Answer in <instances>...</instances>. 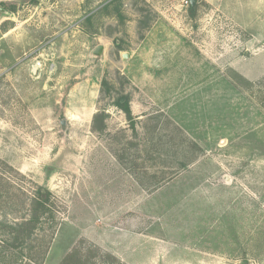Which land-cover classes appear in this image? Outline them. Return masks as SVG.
Returning a JSON list of instances; mask_svg holds the SVG:
<instances>
[{"label":"rangeland","instance_id":"obj_1","mask_svg":"<svg viewBox=\"0 0 264 264\" xmlns=\"http://www.w3.org/2000/svg\"><path fill=\"white\" fill-rule=\"evenodd\" d=\"M196 1L0 0V219L51 190L40 264H264V0Z\"/></svg>","mask_w":264,"mask_h":264},{"label":"trees","instance_id":"obj_2","mask_svg":"<svg viewBox=\"0 0 264 264\" xmlns=\"http://www.w3.org/2000/svg\"><path fill=\"white\" fill-rule=\"evenodd\" d=\"M195 8L190 6V13H195ZM104 86H109L107 80L103 81ZM118 106L126 115L129 125L133 132H136L137 117L134 116L129 96H121L115 100L114 103ZM107 113L104 110H100L94 114L93 118V130L104 134L107 130ZM179 132L184 134L183 130L178 127ZM193 147L198 146L195 141L189 142ZM118 160L124 164L125 156L121 153L115 152ZM188 162H182L179 167L185 168L188 166ZM127 166V165H126ZM135 176V178L140 182L141 185L147 187L141 179H139L137 172H135L131 167L127 166ZM177 173V172H176ZM174 173V174H176ZM162 180L152 185L148 186L147 189H156L157 186L161 185ZM161 183V184H160ZM11 192V200L13 201V193ZM17 205L19 214L17 218H13L12 221H8L7 216L10 211L4 212L6 218L0 219V230L3 229L6 234V241L12 248H23V255L29 260L42 263L46 258L49 247L54 239L57 225L58 217L55 211L56 202L54 200L53 194L50 189L43 187L41 185H36L33 192H22L21 199L18 201ZM10 210V209H8ZM46 219L49 223V228H45L43 225V220ZM46 229L45 233L43 231ZM47 232V233H46Z\"/></svg>","mask_w":264,"mask_h":264},{"label":"crops","instance_id":"obj_3","mask_svg":"<svg viewBox=\"0 0 264 264\" xmlns=\"http://www.w3.org/2000/svg\"><path fill=\"white\" fill-rule=\"evenodd\" d=\"M166 1H168V2H170V4H172L173 5V2H175V1H178V3H177V6L178 7H180V6H183V4L181 3L182 2V0H166ZM165 2V1H164ZM164 5H168L167 4V2H165V4ZM109 7H112V5L110 4L109 5ZM194 8V7H193ZM114 12V11H113ZM115 13V12H114ZM117 15H119L118 13L116 14H114L113 15V17H112V20H113V22H115V23H117L118 22V16ZM130 22V21H129ZM133 28V27H132ZM133 31L131 30V33H132ZM134 33V32H133ZM151 36H154V33H153V29L150 31V32H147V34L145 35V37H144V40H142V42L140 43V45H139V48H147V46H150V43H149V39H150V37ZM102 37H107L106 36V34L105 33H103L102 34ZM104 51H105V46H104ZM130 105H131V102H130ZM131 108H132V111H133V106L131 105ZM134 112V111H133Z\"/></svg>","mask_w":264,"mask_h":264},{"label":"water","instance_id":"obj_4","mask_svg":"<svg viewBox=\"0 0 264 264\" xmlns=\"http://www.w3.org/2000/svg\"><path fill=\"white\" fill-rule=\"evenodd\" d=\"M196 2H197L196 0H192V8L196 4ZM94 53L96 55H101L102 53H104V45L97 46L96 49H95V51H94ZM61 124H62L63 129H66L67 126H68V123H67V120L66 119L62 120L61 121Z\"/></svg>","mask_w":264,"mask_h":264},{"label":"built area","instance_id":"obj_5","mask_svg":"<svg viewBox=\"0 0 264 264\" xmlns=\"http://www.w3.org/2000/svg\"><path fill=\"white\" fill-rule=\"evenodd\" d=\"M185 3H186V5H188L189 4V0H185Z\"/></svg>","mask_w":264,"mask_h":264}]
</instances>
